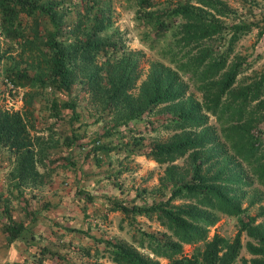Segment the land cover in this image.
<instances>
[{"label":"trees","instance_id":"1","mask_svg":"<svg viewBox=\"0 0 264 264\" xmlns=\"http://www.w3.org/2000/svg\"><path fill=\"white\" fill-rule=\"evenodd\" d=\"M92 1L86 9L93 10L97 2H101ZM162 1L167 5L157 6ZM59 3V0H0L2 28H17L23 43H34L40 48L43 45L47 50V73L40 71L30 76L23 68L12 75L14 80L22 75L41 90L48 85L51 89L70 92L76 67L80 63H91L98 54L104 55L108 84L101 83L102 75H94L87 87L123 110V123L149 115L159 104L183 98L188 82L202 95L201 101L192 99L173 109L172 116L165 121L151 125L153 130L161 126L177 131L172 137L149 141L137 150L166 164L164 179L171 182L168 192L161 191V198L150 204L131 206L121 199L109 198L107 208L131 217L144 214L156 218L164 227V236L141 230L138 243L149 248L155 257L167 258L165 264H232L242 247V232L252 238L245 244L252 256L243 257L241 264H264V229L255 223L258 213H249L247 206L241 205L242 194L233 193L229 187L250 185L254 180L223 174V168L212 171L202 158V149L210 140L207 126V113H210L219 122L222 136L233 153L250 168L255 181L264 186V68L245 76L232 88L238 75L250 68L256 58L249 60L236 54L231 60L241 37L254 29L258 35L264 34V12L260 19L248 21L227 0H135L137 18L149 27L147 36L154 35L152 39L159 42L170 31L171 37L158 48V53L168 63L152 61L138 94L133 95L129 89L139 76L136 60L131 51H126L120 38L106 34V29L112 25L110 14L101 11L102 15L95 14L94 19L88 17L84 22L79 21L76 26L79 37L74 35L76 41L66 45L56 34L60 21L69 24L56 16L55 7ZM30 20L29 32L23 33ZM119 48L122 49L120 54L110 60ZM34 100V90L25 93L29 108L26 115L0 106V147L11 152L9 176L15 177L14 183L19 185L42 180L39 164H44V160L36 156L28 122ZM76 105L72 97L61 100L53 96L47 107L53 114L61 107H68L76 117ZM198 127H201L200 133L193 135L192 129ZM76 137L66 136L67 144ZM178 158H184L188 178H183L180 166L174 162ZM65 161L72 162L68 157ZM0 208L7 217L3 230L8 240L13 241L26 229V221L12 218L4 205ZM213 211L238 216V229L233 237L218 232L209 237L208 228L216 220ZM94 239L103 247L96 246L91 253V246H84L85 253L93 258L86 260V264H104L98 261L100 256H106L115 264H162L118 238ZM199 242H203L202 248ZM183 243L194 245L191 254L183 253ZM37 262L42 264L43 259Z\"/></svg>","mask_w":264,"mask_h":264},{"label":"rangeland","instance_id":"2","mask_svg":"<svg viewBox=\"0 0 264 264\" xmlns=\"http://www.w3.org/2000/svg\"><path fill=\"white\" fill-rule=\"evenodd\" d=\"M59 2L55 7L56 16L69 24L60 21L56 34L66 45L76 41L73 36L79 32L76 27L79 21L84 22L88 17L94 19L95 14L102 15L101 11L110 14L112 25L106 29V34L120 38L126 51H131L136 60L139 76L129 89L133 95L138 94L152 61L168 63L160 56L158 48L170 39L171 32L168 31L159 42L152 39L154 35L148 37L149 27L137 18L135 0H96L94 3L98 5L93 10L86 9L92 0ZM165 2L157 6L167 5ZM227 2L248 21L260 19L264 12V0ZM30 23L31 20L23 33L29 32ZM115 29L117 32H114ZM41 46L23 43L17 28L5 29L0 25V106L26 115L29 108L25 103V93L35 91L33 114H28V122L36 156L44 160V164H39V170L43 173L41 181L27 185L15 184L16 178L9 176L11 152L0 147V204L7 207L12 218L26 221V229L17 239L10 241L2 227L7 217L0 208V264H38L37 259L41 258L42 264H86L93 258L85 253L83 247L91 246V253L95 252L96 246L102 248L103 244L94 239L99 237L118 238L136 247L142 254L165 264L167 258L155 257L149 248L138 243L141 230L164 236V227L159 221L144 214L131 217L119 210L111 211L107 208V202L109 198H117L129 206L150 204L161 198V191L168 192L171 182L164 179L166 164H160L137 150L149 141L172 137L177 131L161 126L153 130L151 125L165 121L172 116L173 109L188 104L192 99L201 101V92L188 82L183 98L166 105L159 104L149 115L123 123V110L106 101L100 93L93 94L87 87L90 77L94 75H102L101 83L108 84V64L104 55L98 54L91 63H80L76 67L70 92L51 89L48 85L41 90L31 83L30 78L22 75L19 80H14L12 75L23 68L30 76L40 71L47 73V50ZM121 50H115L110 60L118 56ZM236 54L256 60L238 75L232 88H236L245 76L249 77L264 68V34L258 35L257 29H254L241 37L231 60ZM53 96L61 100L70 97L76 99V117L72 116L68 107H61L57 114L51 113L47 106ZM207 114L210 140L202 149V158L212 171L223 168V174L254 180L250 185L232 184L229 187L233 193L242 194L241 205L247 206L249 213H258L255 223L264 229V186L255 181L250 168L233 153L230 144L222 136L215 116ZM200 130L201 127L193 128L192 134H199ZM70 135L77 137L67 144L66 136ZM67 157L71 163L65 161ZM174 162L180 166L179 170L186 178L184 158ZM213 213L216 220L208 228L209 237L214 232L233 237L238 229V216ZM248 240L252 238L242 232V247L232 264H241L243 257L252 256L245 247ZM198 244L200 248L203 247V242ZM193 248L194 245H182L183 253L187 255L192 253ZM98 261L115 264L106 256L98 257Z\"/></svg>","mask_w":264,"mask_h":264}]
</instances>
